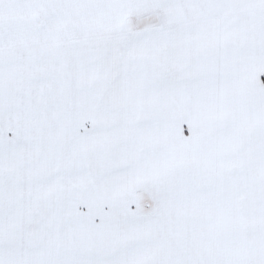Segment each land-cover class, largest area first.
<instances>
[{
	"label": "snow or ice",
	"instance_id": "1",
	"mask_svg": "<svg viewBox=\"0 0 264 264\" xmlns=\"http://www.w3.org/2000/svg\"><path fill=\"white\" fill-rule=\"evenodd\" d=\"M0 264H264V0H0Z\"/></svg>",
	"mask_w": 264,
	"mask_h": 264
}]
</instances>
